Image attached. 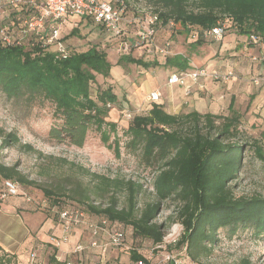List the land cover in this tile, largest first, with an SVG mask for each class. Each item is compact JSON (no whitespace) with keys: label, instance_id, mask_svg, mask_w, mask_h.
Wrapping results in <instances>:
<instances>
[{"label":"trees","instance_id":"obj_1","mask_svg":"<svg viewBox=\"0 0 264 264\" xmlns=\"http://www.w3.org/2000/svg\"><path fill=\"white\" fill-rule=\"evenodd\" d=\"M145 2L158 14L162 24L173 21L187 32L209 29L220 18L228 17L232 24L238 25L240 32L248 34L254 28L257 34L264 35V0ZM28 10L27 6L10 10L0 27L21 29ZM76 31L74 29L70 34ZM43 36L44 32L30 34L20 45L0 43V95L13 105L25 108L49 103L55 119L47 132L50 142L81 148L92 131L98 132L103 139L105 128L113 131L116 127L114 122L106 121V117L109 104L116 103L117 96L110 86L104 88L92 84L97 82V75L109 77L112 65L106 52L90 46L84 52L59 59L53 50L47 52L48 48L42 46ZM202 41V37L197 36L195 43ZM166 59V64L172 61L179 70L188 68L185 57ZM123 62L143 69L157 65L156 61L147 63L131 55H122L117 65L124 68ZM131 119L124 131L129 138L126 145L127 148H139L143 164L151 170L153 199L138 206L139 197L145 193L142 183L92 173L93 188L84 196L90 202L86 208L82 206L87 214L129 226L133 237L149 240L154 245L162 243L165 229L171 223H178L182 232L175 246L183 249L195 263L207 258L222 239L231 240L238 231L249 232L255 241L264 238V198L236 197L232 191L231 183L242 167L247 145L239 142L240 116L231 105L229 115L221 116L196 111L174 115L154 104L148 113L136 114ZM217 120H220L218 124L215 123ZM1 143L9 146L18 144L19 140L9 133L2 137ZM0 177L27 183L16 166L0 164ZM44 194L47 196L42 198L59 201L52 192L44 190ZM74 194L76 191L71 197ZM92 195L106 196L107 203L95 204L90 199ZM121 197H124L123 205H120ZM166 202L174 208L165 221L158 223L156 218ZM130 258L147 264L135 251L131 252ZM0 264L15 263L11 256L0 253ZM241 264L264 263L243 259Z\"/></svg>","mask_w":264,"mask_h":264},{"label":"rangeland","instance_id":"obj_2","mask_svg":"<svg viewBox=\"0 0 264 264\" xmlns=\"http://www.w3.org/2000/svg\"><path fill=\"white\" fill-rule=\"evenodd\" d=\"M128 5L127 16L132 17L141 9L144 10H141L143 15L149 14L147 13L149 5L145 0H128ZM3 20L1 18L0 22ZM74 28L77 29L76 33L73 35L69 34L72 33ZM178 30L179 27L176 25L172 29L166 26L161 33L158 31V34L161 36L164 33L166 37H170V32L172 35ZM65 35L66 38H64L63 42L65 47L68 48L70 55L84 52L90 46H96L106 52L107 60L112 65L118 63L122 55H126L125 51L119 50V38L101 31L98 26H95L88 19L73 20L70 25L66 26ZM191 39L196 40V38ZM212 40L204 39V41ZM53 49L54 47H50L47 52ZM133 49L126 51L131 54V57H133V54L134 58L144 59L147 63L156 61V55L148 53L146 49ZM122 65H124V68L117 66V68H121L124 71V75L118 73L122 79L115 75L107 78L97 75V82L92 85L98 84L105 88L109 85V81L115 80L117 97L120 100L122 98L125 99L129 89H138V85L142 80L141 73L143 70L140 66L136 67L135 64L129 62H123ZM255 78L260 84V81L264 80V69L263 74L261 72ZM233 79L239 81L240 77L234 73ZM251 81L254 83V78ZM258 84L254 83V85ZM246 95L247 93L244 92L243 96L247 98ZM119 102L117 100L116 103L109 104V110L115 111L116 115L114 119L116 121L114 122L116 125L115 130L109 131L108 128H105L106 135L103 139L98 132H89L84 145L81 148H77L47 140L48 129L55 122L52 116L53 107L49 103L46 102L42 106L25 108L23 105H13L12 101L6 100L4 96L0 95V164L16 166L17 170L27 181L26 184H21L17 181L20 192L25 193L24 196L30 199L37 200L43 196L46 197L44 190H47L52 192V196L59 199L64 205L72 204L86 208L90 200H85L84 196L93 188L94 184L90 182V175L95 173L109 178L132 179V181L142 183L145 193L139 197L138 206H140L144 201L153 199L151 187L152 172L143 164L139 148H127L126 143L129 138L124 134V131L132 121V119L127 120V114L133 117L145 111L136 112L131 105L123 108ZM110 106L112 109H110ZM236 106L242 114L240 124L237 127L240 132L238 139L240 144L246 142L247 146H245L246 151L242 157V167L237 178L231 183L232 191L236 197L260 196L264 198V116L262 115L264 111L262 107H256V109H249L246 112V101L243 103L239 101ZM213 115L227 116L229 113L226 108H223L215 110ZM108 119L109 116L106 117V120ZM219 121L217 120L215 123L218 124ZM9 133H13L18 138V144H10L8 146L1 143L2 137ZM256 148L259 150L257 151ZM3 180L0 177V188ZM30 182L35 184H28ZM74 191H76V194L71 197ZM24 196L11 197H22L25 199ZM90 199L95 204L107 203L106 196L102 198L99 195H92ZM123 201L124 197H121L120 205H123ZM173 208L171 203H164L156 221L158 223L165 221V218L170 215ZM90 216L94 220L100 219L96 214H90ZM118 227H121V225ZM123 227L126 232L124 241L126 248H121L120 252L125 257V264H134L130 258L133 251L141 255L147 261V264H168L165 259L168 255L187 261L183 249L180 250L175 246V242L182 232V227L178 223H171L165 229L162 243L158 245H154L146 239L141 240L133 237L131 227ZM115 228L117 227L115 226ZM224 232L227 234L226 230ZM257 244L258 242L250 238L249 232L238 231L231 240L226 237L222 239L207 258L196 264H241L243 259H247L251 263L264 261Z\"/></svg>","mask_w":264,"mask_h":264},{"label":"crops","instance_id":"obj_3","mask_svg":"<svg viewBox=\"0 0 264 264\" xmlns=\"http://www.w3.org/2000/svg\"><path fill=\"white\" fill-rule=\"evenodd\" d=\"M76 19L86 18L69 17L62 26L64 28L61 29L62 40L66 38V26ZM90 21L93 23L92 20ZM228 27L221 39L203 40L200 44H196L195 40L191 39L192 31L187 32L181 28L172 35L170 32V37H166L164 33L161 36L158 34L155 39L157 45L162 46L165 41L170 43L167 55H156L151 47L146 48L150 54L156 55L157 65L148 69L141 68L143 70L142 80L138 89H129L130 94L128 92V95L122 100L117 97L118 102L120 101L123 108L131 105L136 112L145 111L139 115L148 113L154 104L174 115L192 111L213 115L215 110L223 108H226L229 113L231 105V109L239 114L241 120L242 114L236 106L239 101L242 103L246 101V112L249 109H256V107H262L264 111V80L260 81L258 85H254L251 81L253 78L255 80V77L259 76L261 72L263 74L264 35L257 34L254 28L245 34L240 32L236 24H231ZM126 30H128L127 38L133 39L134 28L129 25ZM252 36H258L260 42L251 41ZM137 49L140 48L133 50ZM126 55L131 54L126 53ZM132 56L134 58L133 54ZM174 56L187 58L188 68L185 69L186 71L194 67L219 72L233 71L240 79L236 81L232 78L231 81L220 83L200 78L196 84L187 80L185 85H170L167 82L168 76L174 72L183 71L173 65L172 61L166 64V58ZM117 66H119L117 63L112 65L109 77L113 75L119 77L118 73L124 75V71ZM135 66L137 67V65ZM160 71L161 73H159ZM119 79L122 78L119 77ZM109 85L112 92L118 96L115 90L116 81H109ZM154 91L158 92L160 97L158 101L151 102L148 95ZM244 92L247 93V98L243 96ZM241 97L245 99L241 101ZM110 109H112L111 106ZM262 115L264 116V113ZM108 116L109 119L106 121L116 122L114 120L116 118L115 111L109 110ZM20 195L24 196L25 193L23 194L21 191ZM88 218L93 219L90 215ZM121 228L124 229L122 225ZM63 236L60 223L49 211L37 209L35 205L27 203L22 197H9L0 201V253L11 256L15 264H33V255L35 264H48L52 261L63 264L65 260H71L77 264H125V257L120 252L121 248H126L125 246L109 247L105 253L90 248L88 245L90 236L85 227L73 228L66 241L63 240ZM78 245H82L84 250L74 252ZM131 261L134 264L137 263L132 259Z\"/></svg>","mask_w":264,"mask_h":264},{"label":"built area","instance_id":"obj_4","mask_svg":"<svg viewBox=\"0 0 264 264\" xmlns=\"http://www.w3.org/2000/svg\"><path fill=\"white\" fill-rule=\"evenodd\" d=\"M22 6H27L29 9L28 14L22 20V28L18 29L17 26L11 27V29L0 27V43L4 46L20 45L21 40L25 36L30 34L39 35L44 32L42 46L45 48L54 47L53 51L59 59H66L70 55L68 48L65 47L61 39L62 26H64L69 17L92 20L103 32L119 38V50H123L125 53H128L126 51H130L133 48L146 49L151 47L156 55H167V48L170 43L165 41L164 45L159 46L155 43V39L158 31L161 33L166 26L170 27V29L175 26L173 21H169L166 25L162 24L158 14L151 7H148V15H143L142 11L144 10L141 9L142 11H137L134 16H127L129 11L128 0H0V19H6L10 10L14 8L19 9ZM231 24L232 21L228 17H222L209 29L200 32L195 30L191 38L201 36L203 40L221 39L227 27ZM129 25L134 28V31H132L133 39L131 40L126 36V33H128L126 27H129ZM251 41L254 43L260 42L258 36H252ZM200 78H207L223 83L234 78V73L233 71L219 72L194 67L187 71H177L170 74L167 82L170 85H185L186 81L190 80L193 84H196ZM254 83L258 84L259 81L255 79ZM159 97L160 94L156 91L148 95V99L151 102L158 101ZM126 118L127 120L131 119V116L127 114ZM19 195L20 187L17 181L10 179L2 181L0 201ZM25 200L27 203L35 205L37 209L47 210L50 214L55 215L63 231L64 241L67 240L68 234L73 228L85 227L90 236L88 244L90 248H95L101 253H105L109 247L119 248L124 246L126 232L123 228L118 227L120 224L117 222L111 224L103 218L97 220L90 219L82 206L64 205L61 201L53 202L51 199L45 197L37 200L25 197ZM255 242H258L259 252L264 258V238ZM83 250L84 247L78 245L74 252H81ZM34 258L35 256L33 255V264H35ZM165 259L172 264H196L187 256V261L176 259L169 255ZM258 263H264V261H258ZM48 264H58V262L52 261ZM63 264L77 263L65 260ZM136 264L146 263L139 260Z\"/></svg>","mask_w":264,"mask_h":264}]
</instances>
